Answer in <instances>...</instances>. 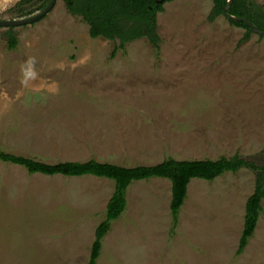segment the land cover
Segmentation results:
<instances>
[{
	"label": "rangeland",
	"instance_id": "374dc122",
	"mask_svg": "<svg viewBox=\"0 0 264 264\" xmlns=\"http://www.w3.org/2000/svg\"><path fill=\"white\" fill-rule=\"evenodd\" d=\"M0 0V20L24 19L49 0ZM264 11V0H251ZM212 0H172L156 14L159 54L144 39L110 57L56 0L43 17L0 26V149L45 162L90 158L123 166L166 157L239 154L264 162V36L207 16ZM254 171L193 178L172 231L170 181L131 182L96 264H264V199L238 256ZM113 181L28 174L0 161V264H85Z\"/></svg>",
	"mask_w": 264,
	"mask_h": 264
},
{
	"label": "trees",
	"instance_id": "16d2710c",
	"mask_svg": "<svg viewBox=\"0 0 264 264\" xmlns=\"http://www.w3.org/2000/svg\"><path fill=\"white\" fill-rule=\"evenodd\" d=\"M30 0H19L16 6ZM50 1V0H49ZM172 0H64L67 11L80 15L89 26L92 38L103 37L114 41L110 57L117 52H125L126 45L144 38L152 47L155 56L159 54V35L157 33L156 14L163 10V4ZM213 6L207 16L209 21L223 14L227 0H212ZM43 1L40 6L45 7ZM227 12L243 17L264 31V11L251 0H231ZM229 23L245 29L240 42L248 39L251 30L241 20L228 19ZM7 48L14 49L17 38L8 27ZM0 161L21 166L28 174L38 173L46 176L61 175L78 177L92 175L113 181V190L105 206V216L93 234L90 251L85 264H96L102 248V240L108 233L112 221L125 210L127 189L131 182L152 177L166 178L170 181L169 212L172 231L178 224V214L187 196V187L191 179L211 181L227 172H236L241 168L254 171V187L248 196L243 215L242 230L238 239L235 255L238 256L253 236L257 220L262 211L264 199V162L256 164L242 158L239 154L231 157L220 156L217 159H165L152 165L123 166L105 161L88 159L85 161L45 162L21 154L0 149Z\"/></svg>",
	"mask_w": 264,
	"mask_h": 264
},
{
	"label": "water",
	"instance_id": "95a60500",
	"mask_svg": "<svg viewBox=\"0 0 264 264\" xmlns=\"http://www.w3.org/2000/svg\"><path fill=\"white\" fill-rule=\"evenodd\" d=\"M56 0H50L49 3L38 13H36L33 16H30L28 18L24 19H8V20H0V26L2 27H13V26H18V25H23V24H28L33 21H36L37 19L43 17L46 13H48L51 8L53 7L54 3ZM231 0H227L226 5L223 7V14L228 18L232 20H241L243 21L251 30V32H254L256 34H259L261 36H264V31L259 30L253 23L250 21L246 20L243 17H238V16H233L227 12V9L229 8Z\"/></svg>",
	"mask_w": 264,
	"mask_h": 264
}]
</instances>
